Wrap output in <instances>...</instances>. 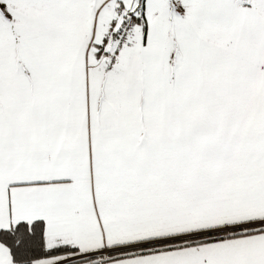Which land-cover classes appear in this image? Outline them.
<instances>
[{
	"label": "snow or ice",
	"instance_id": "6c2138e0",
	"mask_svg": "<svg viewBox=\"0 0 264 264\" xmlns=\"http://www.w3.org/2000/svg\"><path fill=\"white\" fill-rule=\"evenodd\" d=\"M0 264H264V0H0Z\"/></svg>",
	"mask_w": 264,
	"mask_h": 264
}]
</instances>
